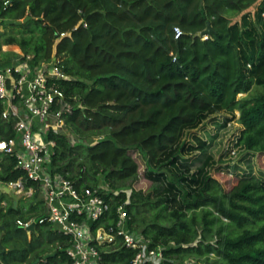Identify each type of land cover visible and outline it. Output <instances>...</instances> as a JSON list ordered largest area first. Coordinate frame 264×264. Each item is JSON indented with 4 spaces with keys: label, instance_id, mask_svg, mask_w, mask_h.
Instances as JSON below:
<instances>
[{
    "label": "trees",
    "instance_id": "16d2710c",
    "mask_svg": "<svg viewBox=\"0 0 264 264\" xmlns=\"http://www.w3.org/2000/svg\"><path fill=\"white\" fill-rule=\"evenodd\" d=\"M257 1L9 0L3 5L0 0V24L27 34L8 35L6 44H32L37 63L62 56L71 77L59 83L71 107L63 115L65 129L81 140L104 133L87 146L74 144L64 133H50L55 142L52 168L78 188L95 186L99 174L113 189L121 190L127 182L131 227L141 230L152 246L164 247L160 264H176L190 252L206 256L202 264H264V179L237 172L235 166L226 174L209 175L180 211L168 207V195L157 197L149 173L170 155L186 128L214 109L238 111V144L264 172V83L258 94L239 97L255 81L245 75L228 17ZM21 19L26 20L5 23ZM208 23V37L197 36ZM263 48L264 42L254 59L259 63ZM1 111L0 104V139L12 138L14 121L2 119ZM77 147H84L92 171L78 161ZM20 177L24 180L25 174L15 167V158L2 156L0 182ZM37 195L20 198L14 207L12 197L0 191V264H70L65 252L69 238L51 224L37 222L44 210L42 201L34 203ZM124 199L121 191L111 211ZM155 203H164L174 222L147 220ZM29 219L35 220L30 231L17 224ZM204 233L212 241H205ZM198 236L201 240L194 244ZM43 251L53 255L43 259ZM209 253L215 254L211 262ZM133 255L125 247L101 248L103 264H131Z\"/></svg>",
    "mask_w": 264,
    "mask_h": 264
},
{
    "label": "built area",
    "instance_id": "2783aa9c",
    "mask_svg": "<svg viewBox=\"0 0 264 264\" xmlns=\"http://www.w3.org/2000/svg\"><path fill=\"white\" fill-rule=\"evenodd\" d=\"M2 1L3 5L9 2ZM179 35L176 29V37ZM62 61V56L54 55L37 63L33 55L24 54L0 65L1 118L14 121V136L0 139V159L14 157L15 167L25 174L24 180L20 177L0 185L9 189L15 207L14 201L38 192L44 210L37 222L51 224L69 238L65 252L70 264H103L101 248L106 246L133 250L131 264H160L164 247L152 246L141 230L131 227L127 211L130 189H113L104 180L78 188L52 168L55 142L49 134L69 135L63 115L71 107L59 83L71 77ZM27 182L31 184L27 186ZM121 191L125 199L111 211V203ZM32 223L35 220H17L25 229Z\"/></svg>",
    "mask_w": 264,
    "mask_h": 264
},
{
    "label": "rangeland",
    "instance_id": "374dc122",
    "mask_svg": "<svg viewBox=\"0 0 264 264\" xmlns=\"http://www.w3.org/2000/svg\"><path fill=\"white\" fill-rule=\"evenodd\" d=\"M228 17L234 43L239 48L243 58L245 75L252 77L255 81L253 89L249 93L239 94V97H252L260 92L261 84L264 83V58L261 63L254 60L259 45L264 42V0H258L253 6L241 13H229ZM11 34L18 37L27 35L25 32L22 33L20 29H12L0 24V65L24 54L34 55L32 44L27 47L16 43L6 44L4 39ZM237 118L238 111L235 109H214L206 113L196 126L186 128L183 131L177 146L163 160L159 168L149 169V173L154 176L152 185L159 191L157 197L168 195L169 202L167 205L171 210L178 209L181 211L185 201L197 194L209 175L226 174L225 169L231 171L229 169L235 166L237 172L252 173L260 180L264 179V172L259 168L256 157L247 154L238 144L241 128ZM68 137L74 144L80 142V144L87 146L103 138L104 133H92L86 136L85 140H81L70 132ZM76 151L79 153L78 161L84 163L86 170L92 171L89 161L84 158V147H77ZM103 179L102 174L96 176L97 183L102 182ZM127 184L124 182L120 189H129ZM33 197L34 193L27 198L23 196V199L30 200ZM39 201L40 198L37 195L34 203ZM164 207V203H155L145 214L146 219L151 221L156 217L159 224H171L174 220L168 216ZM191 214L192 211H188V217ZM197 220L196 224L201 229L203 224L201 216H198ZM204 237L205 241H212L210 233H204ZM200 240L201 236H198L194 244ZM44 254L45 251L41 252L40 256ZM206 258L204 255L200 258L190 252L186 253L179 261L177 260L176 264L194 263L199 260L202 264ZM214 258V253L208 254V261L211 262Z\"/></svg>",
    "mask_w": 264,
    "mask_h": 264
},
{
    "label": "water",
    "instance_id": "95a60500",
    "mask_svg": "<svg viewBox=\"0 0 264 264\" xmlns=\"http://www.w3.org/2000/svg\"><path fill=\"white\" fill-rule=\"evenodd\" d=\"M25 20H26V19H24L23 21L6 20L5 23L8 24V25H15V24H20L21 22H24ZM210 33H211V26H210V24L208 23V24H207V27H206L204 30L198 32L196 35H197V36H204V38H207L208 35H209ZM0 191H1V192H4V193H7V194H10L9 189H7V188H6L5 186H3V185H0ZM16 203H17V201H14V205H16ZM14 207H15V206H14ZM33 227H34V223H32L30 226L26 227V230H27V231H30V230L33 229ZM0 228L3 229L2 226H0ZM52 255H53V254H47V255H44V256H43V259H45V258H47V257H49V256H52ZM39 260H40V259H37V262H38Z\"/></svg>",
    "mask_w": 264,
    "mask_h": 264
}]
</instances>
